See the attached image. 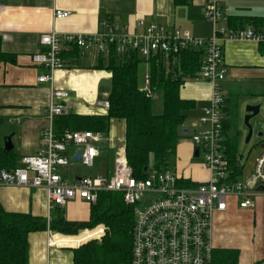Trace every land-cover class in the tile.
<instances>
[{"label": "crops", "instance_id": "0c3cea01", "mask_svg": "<svg viewBox=\"0 0 264 264\" xmlns=\"http://www.w3.org/2000/svg\"><path fill=\"white\" fill-rule=\"evenodd\" d=\"M205 1L191 0L187 6H176L175 0H0L1 49L14 58V61L0 63V143L5 151V139L12 137L14 148L6 151L12 152L15 156V165L11 169L20 166L24 157L39 153L42 133L48 126L47 109L53 88L69 93L71 110L68 115L108 114V110L101 104L108 101L112 89V73L97 68L99 59L106 62L108 58L101 57L96 50L83 51L65 47L62 54L65 68L54 72L53 84L40 83L39 78L47 75L48 71L34 65L31 57L40 50L42 35L51 32L60 35H94L101 31V22L108 19L132 30L136 29L142 20L146 25L157 24L169 29L176 28L194 38L209 39L213 36V25L204 15ZM219 2L228 25L232 28H241L243 25L237 22L235 26H231L229 23L231 19L264 18V0ZM55 10L69 12L70 16L55 20ZM247 27L249 24L242 28ZM224 59L225 122H231L225 135L228 156L227 142L232 138L230 136L232 121L238 117L240 100L248 95L264 97V44L225 40ZM140 65L143 74L138 72V81L140 88H143L145 76L150 72V65L144 60H141ZM254 86L259 90H253ZM210 95L211 88L208 83L198 79L186 81L180 96L185 100H193L196 108L189 113L183 127L184 134H188L191 129L194 130V134L199 131L197 120L201 116L202 108L209 103ZM101 135L103 141L96 146L100 154L95 167L86 169L79 162H74L63 170L66 181L73 182L86 175L111 174L116 149L125 146L126 122L111 120L108 134ZM178 140L176 163L172 170L180 177L181 186L194 188L205 184L209 180L206 166V172L197 169L195 174L194 169L187 167L191 157L193 161L199 158L195 156V149L193 152V142L191 143L187 137ZM259 142L262 144L264 141ZM102 156L106 157L107 166L102 172L96 173V169L100 168ZM236 161L237 167L241 170L236 179L240 180L244 168L239 162L237 148ZM229 167L232 176L235 177L231 165ZM253 176L247 178L245 183L251 184ZM186 182L190 186H186L184 184ZM253 201L255 203L253 209L242 210L239 208V200L232 197L229 198L224 212L214 213L212 222L214 264L223 252H238V264H259L264 261V194H256ZM0 204L7 212L31 214L34 217L46 218L48 222L56 214H60L69 222H86L90 218L92 206L85 201L75 200L63 208L56 207L49 212L46 192L24 187H1ZM103 228L105 229L104 226ZM103 228L92 231L93 235L101 237L104 233ZM99 229H102V233L98 232ZM84 232L87 230L79 233ZM62 236L74 237L50 229L31 234L28 264H73L72 247L80 245L83 241L80 242L79 236L74 238Z\"/></svg>", "mask_w": 264, "mask_h": 264}, {"label": "built area", "instance_id": "2783aa9c", "mask_svg": "<svg viewBox=\"0 0 264 264\" xmlns=\"http://www.w3.org/2000/svg\"><path fill=\"white\" fill-rule=\"evenodd\" d=\"M204 15L213 25V36L209 39L194 38L176 28L146 25L142 20L132 30L107 19L101 22V31L94 35L56 32L42 35L40 50L31 61L48 71L38 81L53 84L54 72L65 68L62 57L65 47L96 50L106 59L111 54L128 59L130 53H136L149 65L158 56L204 50L205 58L197 79L210 85L211 95L209 103L201 110L197 120L199 131L192 141L209 171L205 184L194 188L181 186L180 177L171 168L147 169L146 177L139 179L128 164L125 146L116 149L110 175H86L80 177L79 182V178L66 181L63 170L73 163L72 158L79 151H82L79 163L86 169L95 167L100 154L96 146L103 139L101 134L92 132H68L62 137L55 133V121L68 115L71 104L67 91L53 88L47 109L48 126L42 133L39 153L24 157L21 165L11 170L0 166V188L44 190L49 212L75 200L94 205L101 192L121 194L135 213L132 264H214V213L224 212L232 197L239 200L240 209H253V197L264 194L257 191L264 187V152L256 163L251 184L234 179L230 172L225 149L224 42L264 43V28L230 27L219 0H206ZM69 16V12L54 11L55 20ZM141 91L147 97L153 95L150 72L145 76ZM101 106L107 110L110 107L108 101ZM144 203L150 204L145 210H138Z\"/></svg>", "mask_w": 264, "mask_h": 264}, {"label": "trees", "instance_id": "16d2710c", "mask_svg": "<svg viewBox=\"0 0 264 264\" xmlns=\"http://www.w3.org/2000/svg\"><path fill=\"white\" fill-rule=\"evenodd\" d=\"M190 2L175 0V5L187 6ZM237 22L243 25L241 28L246 24L257 29L264 28V18L229 20L231 26ZM204 58L202 49L153 58L150 61L151 97H147L140 88L138 67L141 59L138 54L130 53L128 59L111 54L106 62L99 59L97 68L112 73V89L107 98L110 105L108 114L62 116L54 123L55 133L59 137L76 131L107 135L111 120H124L126 156L135 177L145 178L146 169L170 168L169 159L177 151L180 130L188 120L189 113L196 108V103L182 99L180 92L187 80L197 79ZM8 61H14V58L2 51L0 36V63ZM229 126L231 122H225V135ZM227 144L228 160L235 173L233 178L236 179L241 173L236 161V138H231ZM14 161L13 153L1 147L0 166L11 169L15 165ZM184 184L190 186L187 182ZM134 223L133 208L125 204L121 194L112 192L99 194L86 222H69L60 214L48 222L46 218L31 214L7 212L0 204V264H28L31 234L50 229L59 234L78 237L80 231L103 226L105 234L100 241L91 238L72 247L73 264H132ZM238 258V252H223L217 257L216 264H238ZM259 264H264V261Z\"/></svg>", "mask_w": 264, "mask_h": 264}, {"label": "rangeland", "instance_id": "374dc122", "mask_svg": "<svg viewBox=\"0 0 264 264\" xmlns=\"http://www.w3.org/2000/svg\"><path fill=\"white\" fill-rule=\"evenodd\" d=\"M139 73H142V66L140 65L139 67ZM245 87V86H243ZM252 89V88H251ZM255 91H258L259 88H256V86H254ZM248 93V92H247ZM244 95H246V92L244 93ZM255 103H259L263 105L262 108V113L259 116V118H257L255 121H253V126H254V137L251 140V142L249 144H246V136H247V129L244 127L243 124V116H244V110L245 107L249 104H253L255 105ZM239 114L237 117V120L233 121V127L231 129V135L232 138H236L237 141V153H238V159L239 162L241 164V166L244 168V172L243 175L241 176L240 180L241 182L245 183L247 181V178H251L254 175L255 172V166L256 163L258 161V159L260 158L261 154H262V149L260 148V142L256 137V134L258 132H264V97H253V96H244L242 97V99L240 100L239 103V110H238ZM194 135V130H190V132L188 134H184V128H181L179 136L180 138H184L187 137L190 139V142L192 143V138ZM179 138V139H180ZM193 145V152H194V144ZM176 155V153H175ZM173 156L169 159L170 161V168L174 169V164L176 163V156ZM104 156L101 157L100 159V168L96 169V173H100L102 172L103 169H105L106 165V161H105ZM188 169L191 168V170L194 169L193 173L195 174V171L197 169L200 170V172H206L205 169V164L203 161V156H200L199 158L195 159V161L192 160V157L189 159V165H187ZM196 179V178H195ZM246 180V181H245ZM195 181H199V180H195ZM150 203H144L143 205H140L138 207V210H145L146 207L149 206ZM99 227V226H98ZM97 228V227H96ZM96 228H94L93 230H95ZM93 230H87V231H93ZM98 232L102 233V229H99ZM80 234V233H79ZM79 234H77L76 236H78ZM97 238L98 236L93 235L92 232H84L83 234H80L78 239L81 241H86L88 239L91 238ZM102 237L98 238V239H94V240H98L100 241ZM93 241V240H92Z\"/></svg>", "mask_w": 264, "mask_h": 264}, {"label": "water", "instance_id": "95a60500", "mask_svg": "<svg viewBox=\"0 0 264 264\" xmlns=\"http://www.w3.org/2000/svg\"><path fill=\"white\" fill-rule=\"evenodd\" d=\"M263 105L262 104H249L245 107L244 110V116H243V124L244 127L247 129L248 133L246 136V144H249L254 136V126H253V121H255L259 116L261 115V110H262ZM256 137L260 141H264V132H258L256 134ZM13 142H12V137H7L5 139V144H4V149L5 151H11L13 150ZM260 148L264 150V142L260 144ZM82 156V151H79L73 158L72 162H79L81 160ZM195 156L198 157V151L195 152ZM147 171V169H146ZM78 182L80 181V178L77 180ZM258 192H264V187H260L257 189Z\"/></svg>", "mask_w": 264, "mask_h": 264}]
</instances>
